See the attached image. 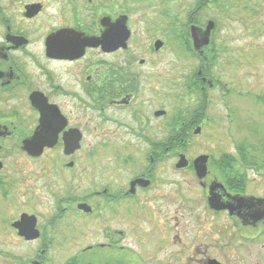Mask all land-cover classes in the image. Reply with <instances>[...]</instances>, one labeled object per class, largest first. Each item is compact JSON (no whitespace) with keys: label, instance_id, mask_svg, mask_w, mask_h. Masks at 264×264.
I'll use <instances>...</instances> for the list:
<instances>
[{"label":"flooded vegetation","instance_id":"obj_1","mask_svg":"<svg viewBox=\"0 0 264 264\" xmlns=\"http://www.w3.org/2000/svg\"><path fill=\"white\" fill-rule=\"evenodd\" d=\"M138 1L0 0V201L5 203L10 192L29 193L18 195L20 182L5 174L7 157L39 161L57 151L65 161L55 170L69 175L67 196L56 193L51 213L29 208L0 217L2 226L9 221L19 245H36L34 255L0 250L12 264H128V219L153 212L148 193L161 183L166 163L173 173L190 177L194 194L185 192L183 182L169 183L197 226L188 233L148 220L162 226L156 236L162 241L161 264H264V76L253 71L259 53L253 49L246 55L245 85L214 79L213 67H222L218 59L225 47L214 41L215 20L202 25L193 16L212 0H196L180 39L198 65L176 81L175 73L158 68L164 40L152 38L145 52H138L131 13ZM263 1L251 0V6L258 11ZM211 20L210 43L194 51L191 26L202 35ZM158 40L163 45L157 50ZM234 62L244 67L241 59ZM232 93L235 101L228 99ZM208 137L216 139L218 154L199 151ZM31 140L55 143L33 155L25 149ZM85 140L104 141L106 148L90 149L89 172H78L76 157ZM182 159L185 164L179 165ZM85 175L91 183L79 193L78 179ZM69 213L72 224L65 225ZM86 220L97 239L75 246L57 262L53 249L64 247L68 231L78 235ZM136 224L139 241L146 227ZM169 249H174L170 259L163 256Z\"/></svg>","mask_w":264,"mask_h":264},{"label":"rangeland","instance_id":"obj_2","mask_svg":"<svg viewBox=\"0 0 264 264\" xmlns=\"http://www.w3.org/2000/svg\"><path fill=\"white\" fill-rule=\"evenodd\" d=\"M145 1L139 0L137 10L131 12L133 14L132 21H134V35L137 38L136 40H138L136 45L139 44L137 47L138 52H145L150 42L160 38L165 41V44L160 49L159 70L165 73L168 71L175 73L176 81L179 78L177 77L178 74H192L197 69L198 63L189 55L187 56L186 46L181 39L183 40L182 36L187 30L188 17L194 13L196 0H152L149 5ZM160 1H164L163 4ZM253 1L261 3V0ZM193 16L197 17L198 20H195L201 22L202 25L206 24L210 19L215 20L217 23V27L214 30V41L216 44H223L225 51L224 55H221L218 59L220 64L221 61L223 62L222 67L218 64H215L217 67H213L211 74L214 79L222 77L225 82H230L232 85L236 81V85L237 83L241 84V82L245 85L247 83L245 71L249 70L248 57L246 55L253 49L259 53L260 58V61L255 60L253 71L255 74L261 73L264 76V52L262 50V47H264V1L262 2V8L256 11L251 6V0H212L205 10L200 11V13L196 12ZM255 26L259 28L258 32H256ZM252 32H256L258 36L253 38ZM234 59H241L244 67L238 68L235 66ZM238 75H240L241 79ZM242 95L249 97L246 93H242ZM211 99L214 102L217 101V91L215 89L211 91ZM228 99L235 101L237 96L232 93ZM197 147L199 151H214L218 154V143L214 137L206 138L202 145L200 144ZM93 148L105 150L106 147L104 141H83L82 151L76 157L78 159L76 171L89 172V152ZM59 155L60 153L57 151H49L39 161H30L22 156L7 157L6 160L9 161L10 167L5 174H10V176L15 177L20 182L17 185L18 195L22 192L24 194L29 193L16 197V193L10 192L5 203L0 201L1 218L6 219L9 217L8 214L12 215L15 212L29 210V208L32 210L41 209L45 214H49L51 213L50 209L55 205L56 193L58 197L67 196L69 175L65 174L66 172L60 174V170H55V166L62 167V163L65 161L63 157L62 161ZM141 161L142 158L138 157L139 164H141ZM51 165L54 168L52 170L50 168ZM45 166L47 171L43 172ZM122 173L126 177L130 175L128 170ZM159 176L162 178L161 183L159 182L156 189L148 193L153 200L146 201L148 206L153 208V212L147 218L144 217L141 220L128 219L126 243L131 245L127 248L128 264H161L160 250L162 241L157 239L156 236L162 226L156 221L150 225L148 220H151V218H155L161 223L166 222L167 229H182L188 233L192 232L197 226V220L193 214L183 209L181 199L178 194L174 193L175 186L169 183L171 179L183 182L185 192L194 194V190L190 189L187 184L190 182V177L173 173L170 163L161 166ZM78 180L79 184L82 185L81 188H78L79 193L87 192L91 183L89 175H85V177ZM73 188L74 192H76L77 188L74 185ZM161 193H167L168 198L156 200L154 196H158ZM170 193L173 194L172 199H170ZM0 200L2 199L0 198ZM67 216L69 217L67 221L66 218L64 219V224L71 225L72 218L70 217H72V214L69 213ZM136 223H139L140 227L152 228L150 231H146V228L140 230L139 241H137L139 232H137ZM3 224L5 227L0 224V250L10 254L13 252L22 255H27V253L34 255L36 245L32 243L31 248L27 245H19L17 238L10 232L9 221H5ZM92 227L93 224L90 220H86L80 223L78 235H74L76 234L75 231L74 234L68 231L64 243L67 246L64 245L63 248L53 249L52 254L55 256L56 261L63 262L72 254L73 251L71 252V249L75 246L85 245L96 240V234L93 232L94 227ZM173 250L169 249L168 253H164L163 256L168 254V259H170L169 254ZM0 264H12L11 257L0 253Z\"/></svg>","mask_w":264,"mask_h":264},{"label":"water","instance_id":"obj_3","mask_svg":"<svg viewBox=\"0 0 264 264\" xmlns=\"http://www.w3.org/2000/svg\"><path fill=\"white\" fill-rule=\"evenodd\" d=\"M214 27V22L211 20L207 24L206 28L202 30V35H200V28L196 25L191 26L190 35L192 38V46L194 48V51L199 52L202 47L210 43L211 38V32ZM163 43L162 41L158 40L155 43V48L158 50L162 47ZM55 143L53 141H46V140H31L28 142H25V149H27L31 154L33 155H39L41 150H43L45 144ZM72 145H75V148L80 147V142L73 141L71 142ZM74 148V149H75ZM185 161L182 159L179 163V165H184ZM203 165V164H202ZM33 237V236H32Z\"/></svg>","mask_w":264,"mask_h":264},{"label":"trees","instance_id":"obj_4","mask_svg":"<svg viewBox=\"0 0 264 264\" xmlns=\"http://www.w3.org/2000/svg\"><path fill=\"white\" fill-rule=\"evenodd\" d=\"M184 35H185V33H184L183 36H182L183 38H184Z\"/></svg>","mask_w":264,"mask_h":264}]
</instances>
